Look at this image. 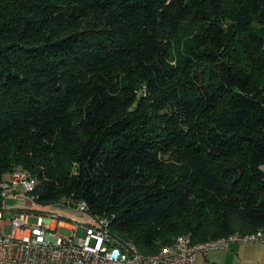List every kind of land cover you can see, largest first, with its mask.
<instances>
[{"label":"trees","instance_id":"16d2710c","mask_svg":"<svg viewBox=\"0 0 264 264\" xmlns=\"http://www.w3.org/2000/svg\"><path fill=\"white\" fill-rule=\"evenodd\" d=\"M16 169L147 254L263 227L264 0H0Z\"/></svg>","mask_w":264,"mask_h":264},{"label":"built area","instance_id":"2783aa9c","mask_svg":"<svg viewBox=\"0 0 264 264\" xmlns=\"http://www.w3.org/2000/svg\"><path fill=\"white\" fill-rule=\"evenodd\" d=\"M37 186V178L26 170L16 169L9 178L0 180V264H213L206 258L197 262V255L227 248L232 243L264 241V226L205 242H194L190 234H181L158 252L147 254L135 242L112 234L109 217L93 216L84 200L71 198L59 202L92 215L94 222L87 224L84 235L64 236L61 227L69 226L77 231L80 223L74 220V224H68L57 213H47L49 218L41 215L37 223L30 222L29 212L35 211L26 204L38 200ZM6 197L15 198L20 208L12 210L21 211L10 220V234L5 231Z\"/></svg>","mask_w":264,"mask_h":264},{"label":"rangeland","instance_id":"374dc122","mask_svg":"<svg viewBox=\"0 0 264 264\" xmlns=\"http://www.w3.org/2000/svg\"><path fill=\"white\" fill-rule=\"evenodd\" d=\"M182 31H184V27ZM3 204L5 205V208H7L4 212V217L7 220L5 231L7 234H10L12 231V224L10 223V220L14 216H19L21 214V211L12 209H19L20 206L17 204L16 199L13 197H10V199H4ZM26 205L28 209L35 211L29 212L31 223H37L38 218L41 215L46 218H49L50 216H48L47 213H57L63 216L68 224L70 222L74 224L75 221H78L80 223L77 228V231H75L74 228L69 226L61 227L60 233L64 236L73 235L74 233H77L78 235H84L87 231V224L94 222V218L92 217V215L84 214L83 212L63 202L45 203L43 201L37 200L34 202V204L28 202Z\"/></svg>","mask_w":264,"mask_h":264},{"label":"crops","instance_id":"0c3cea01","mask_svg":"<svg viewBox=\"0 0 264 264\" xmlns=\"http://www.w3.org/2000/svg\"><path fill=\"white\" fill-rule=\"evenodd\" d=\"M204 258L213 264H264V241L232 243L227 248L214 249L204 255L198 254L196 261L200 262Z\"/></svg>","mask_w":264,"mask_h":264}]
</instances>
